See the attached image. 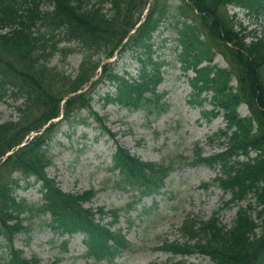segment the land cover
<instances>
[{"label":"trees","instance_id":"trees-1","mask_svg":"<svg viewBox=\"0 0 264 264\" xmlns=\"http://www.w3.org/2000/svg\"><path fill=\"white\" fill-rule=\"evenodd\" d=\"M196 5L205 10H212L214 5L219 0L213 2H208V0H194ZM65 5V11L71 12L74 15L81 16L83 18L89 19L90 21L94 20L93 15L81 14L77 11L75 7L70 6V0H61ZM164 13H161V16ZM65 12L61 10L58 11V18L56 21V27L62 24V19L65 18ZM85 24V22H84ZM86 25V24H85ZM85 28H88L85 26ZM192 34H190V51L186 56L192 58L204 57L207 55L208 50L200 49V42L197 39L196 28L191 26ZM21 40L25 38L19 37ZM20 40L16 39L13 45L15 48H19L17 42ZM43 43V45H45ZM36 44L32 39L25 40L23 47L31 49L35 47ZM264 51V49H262ZM28 56V55H27ZM31 77L22 76L20 86L25 88L27 92H33L35 98V110L27 108L26 111L32 110V114L36 111V116L30 120L25 121L24 127L22 130H29L31 128H36L37 126L43 124L46 120L54 117L58 113V101L59 93L64 92L67 88L55 86H48L44 84V80L47 75L44 73L43 69L35 68L33 74L29 75ZM69 86V85H66ZM219 98L221 102L226 106L225 108H231L232 111L229 113V119L234 125L239 126V131L236 132V142L234 148H243L248 150L249 147L257 149L259 155L255 158H252L247 163L243 164V173L246 178V181L243 185V188L252 187L257 185L259 189H262L260 192V197L264 201V186H261L262 181L264 180V83L257 82L254 80L252 82L249 76L244 77L242 85L238 90L233 91L229 86V83L224 81L218 82ZM227 86L230 89V93L226 92ZM41 87V88H40ZM73 87V86H71ZM55 95H51L49 91ZM43 89V94H39ZM247 102L251 110V116L248 118H242L238 114V106ZM77 106H84L83 98H76L69 102L67 111L72 112ZM68 112V113H70ZM27 118L31 117V114L26 115ZM19 123H6L0 124V141L10 143L12 139L16 136L14 135L15 130L17 129ZM256 129V133L252 134ZM51 132V129L47 131ZM45 140V139H44ZM44 142V141H43ZM16 163H11L10 169H17L24 173H36L37 175L44 176L43 169L46 165L51 163V158L46 149L42 148V143L39 144V141H35L33 145L25 147L20 154L16 156ZM116 166L121 168L125 173L127 179H134L139 181L143 173L151 169L152 173L154 172L153 164L141 162L138 158H133L129 155H123L120 153L116 159ZM145 180L151 181L150 176L145 173ZM13 182V181H12ZM4 185L0 182V233L5 235L7 240L10 243V258L7 264H34L33 261L21 258V251L15 250L12 248V240L14 235L22 230H28L19 220L18 217L23 211V205L17 203L15 199L10 194L9 184ZM49 186V195L54 201V206L57 208L60 214H63L62 203L68 201L71 204L70 213L75 216L76 223L81 225H91L98 235L104 238L111 236L109 231L105 227H101L98 224H94L93 220L89 217V210L82 208L81 203L91 197L92 191L85 192L83 194H64L56 186L53 180L48 182ZM50 207L52 205L50 204ZM84 216V217H83ZM239 220V224L233 230L223 233L222 240L218 235H213L207 245L201 246V250L209 252L217 263L215 264H251L254 261L258 260L262 255L264 249V235L262 237H251L250 234L255 228L253 221L249 220L247 215L242 214ZM17 220L13 225L9 224L11 220ZM264 231V223H263ZM186 250H190V247H187Z\"/></svg>","mask_w":264,"mask_h":264},{"label":"rangeland","instance_id":"rangeland-1","mask_svg":"<svg viewBox=\"0 0 264 264\" xmlns=\"http://www.w3.org/2000/svg\"><path fill=\"white\" fill-rule=\"evenodd\" d=\"M246 23H249V21H246ZM249 25L250 27H255L256 23H251ZM78 60L79 59H77V57L72 59L75 64L78 63ZM69 61L73 64L70 59ZM119 69L129 70V66H124V58L116 64L115 70ZM165 86H167V84H165ZM174 94L175 93H173V95ZM175 95H177V93ZM171 101L173 105L169 112L163 114L149 125H146V122L142 125L144 120L142 113L137 112L124 116L125 111L120 110L117 107L111 111L109 120L107 119L106 123L112 127V129L118 131L119 138L122 142L129 145L133 151L139 153L143 158L158 159L162 152L171 148L168 144H165L167 143L168 137L164 130L170 126L167 123V120L170 119L173 114H176V111L181 113L183 110H191L183 104L181 96L173 98ZM97 103L95 102L94 104L93 101L94 107L100 111ZM12 113L13 112H11L9 105L4 103L0 105V119L2 121L8 120ZM84 114H86V112L82 113V115ZM176 115L179 116L180 114ZM219 123L220 121L217 120L204 130L215 129ZM173 124H175V122ZM61 139L65 140L64 144L63 142H60ZM88 144L89 146L85 150L82 152H76L75 149L80 147V145L65 139V137L61 135L60 131L58 132L57 137H53L50 151L54 155L55 164L49 169V172L50 175L55 176L58 179L61 186L67 191L87 189L94 183L100 186V182L108 173L107 170H105L106 165L100 164L101 160L96 158L97 154H101L102 149L107 145L104 144L103 141L98 143L93 140H89ZM71 145L73 148H69ZM195 173H198V178L194 177ZM194 174L190 179H202L210 175V172L207 169L201 168L198 169L197 172H194ZM33 193L34 190H30L26 194L32 195ZM112 194L113 193L111 191H108L102 195V197H105L107 200L105 202H110L109 196ZM197 196L200 200L207 201L206 208H209V210L220 201V196L210 198L203 194L202 191H197ZM45 234L46 233L43 231H32L30 233L32 237L31 244L28 247H25L28 255L32 254V252L38 253L41 249H43L46 250L45 255L48 257L51 253L58 250V248L49 250V244L42 243V241H44L47 237ZM16 245L18 247L21 246L20 239L17 240ZM66 254L68 256L63 258L58 264H70L74 261V258L70 256V252H67ZM140 263H143V261ZM76 264H80V262L77 261Z\"/></svg>","mask_w":264,"mask_h":264}]
</instances>
